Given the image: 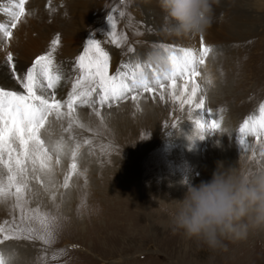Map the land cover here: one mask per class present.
Instances as JSON below:
<instances>
[{"label":"rangeland","instance_id":"rangeland-1","mask_svg":"<svg viewBox=\"0 0 264 264\" xmlns=\"http://www.w3.org/2000/svg\"><path fill=\"white\" fill-rule=\"evenodd\" d=\"M29 5L35 13L33 23L39 26L25 27V39L30 46H40L25 54L16 47L14 33L8 50L17 75H22L59 34L61 44L54 55L64 79L57 99H67L71 92L79 74L76 58L90 38L108 52L110 75L123 71L122 65L139 63L151 79L153 69L170 67L165 49L178 53L182 48L161 35L162 28L171 29L169 21H157L154 8L144 0H30ZM213 9L210 28L215 34L196 43L198 52L202 45L212 49L196 78L201 86L197 101L204 96L211 114L171 99L169 81L163 99L156 87L139 101L130 93L111 107L97 103L99 116L92 106H79L71 127L69 117L50 116L41 138L52 154L53 171L33 173L29 164L22 208L14 196L0 198V224L32 229L19 239L4 240L6 233H0V254L7 264H264V230L250 229L246 238L225 240L226 248L213 251L181 232L174 234L161 210L165 202L183 198L186 185L181 181H207L218 163L239 170L264 165V137L260 142L247 137V148L239 143L240 125L259 116L264 104V0H219ZM3 13L0 21L8 22ZM109 16L115 20L119 45L112 42ZM75 18L80 23L72 25ZM183 85L178 78L175 95ZM0 86L22 90L3 65ZM92 99L99 97L93 93ZM198 119L221 120V128L204 130L201 138L195 135L201 133ZM57 143L62 145L59 164L53 150ZM73 151L77 169L64 188ZM41 236L50 242L45 244Z\"/></svg>","mask_w":264,"mask_h":264},{"label":"snow or ice","instance_id":"snow-or-ice-1","mask_svg":"<svg viewBox=\"0 0 264 264\" xmlns=\"http://www.w3.org/2000/svg\"><path fill=\"white\" fill-rule=\"evenodd\" d=\"M29 2L30 0H9L10 6L0 9L8 15V22L0 21V53H5L0 57V65L7 69L8 75L22 88L20 91H13L0 86V168L7 173L5 177L3 172H0V198L14 196L17 201L16 206L22 208L24 193L28 189L29 164L33 173L53 171L50 163L52 154L41 138V131L45 129L50 116L58 120L64 116L69 117V127H71V121L75 119L74 114L79 106H92L99 116L100 112L95 108L97 103L100 106L107 104L111 107L113 103L127 100L130 93L133 101H139L144 93H155L156 87L161 90L159 95L163 99L165 82L169 81L171 82L169 87L172 89L169 92L171 99L180 101L182 105H194L195 109L211 114V109H205L204 96H200L197 101L201 86L196 79L201 75L198 67L205 63V58L212 51L209 46L202 45L199 52L191 47L180 48L178 53L166 48L165 50L169 52L170 67L159 72L153 69L152 78L149 79L139 63L134 67L128 64L122 65L123 71L118 69L115 74L110 75L108 52L101 47L97 39L90 38L83 52L76 58L75 67L79 70V74L72 84L71 92L67 99H57L56 90L64 79L63 73L55 64L54 54L61 44V37L57 34L51 40L49 49L37 55L24 74L17 75L13 53L8 49L13 40V30L35 14L34 10L27 7ZM108 20L112 27L110 32L112 42L119 45L121 38L116 34L115 20L112 16H109ZM178 78L184 80L183 90L179 96L175 95ZM208 82L211 83V80ZM189 84H191L190 92H188ZM93 93L99 97L98 101L92 99ZM186 93L187 98L184 99ZM65 107L66 113L63 111ZM196 126L201 130V138H203L204 130H219L221 120L198 119ZM249 136H255L257 142L264 137V104L259 107V116L248 117L239 127V143L245 148H247L246 138ZM53 150L57 153L56 163L59 164L62 145L55 144ZM72 155L73 163L65 177L64 188L69 186L68 181L77 169L76 152L73 151ZM34 178L39 180V176ZM13 189L15 191H12ZM6 225H8L7 221L0 224V233H6L4 240L19 239L21 234L32 231L19 226L6 227ZM27 238L32 237L28 235ZM39 238L44 240L45 244L50 242L44 236ZM0 264H7L3 254H0Z\"/></svg>","mask_w":264,"mask_h":264},{"label":"clouds","instance_id":"clouds-1","mask_svg":"<svg viewBox=\"0 0 264 264\" xmlns=\"http://www.w3.org/2000/svg\"><path fill=\"white\" fill-rule=\"evenodd\" d=\"M219 0H159L176 34L202 33L212 23ZM195 135H201L197 132ZM182 199L165 202L169 227L217 251L225 240L244 239L250 229L264 230V165L255 169L225 168L218 163L211 179L190 184ZM170 206V207H169ZM160 207V206H159Z\"/></svg>","mask_w":264,"mask_h":264},{"label":"bare ground","instance_id":"bare-ground-1","mask_svg":"<svg viewBox=\"0 0 264 264\" xmlns=\"http://www.w3.org/2000/svg\"><path fill=\"white\" fill-rule=\"evenodd\" d=\"M145 1V6H147L148 8L153 7L154 8V16L157 19V21H167L165 18V13L163 12V10L160 7L159 4V0H144ZM37 3V2H36ZM80 2L75 1V4H79ZM9 5V0H0V9L8 7ZM40 7L42 8L43 5H40ZM28 8L31 10V6L29 5ZM38 11V9H37ZM46 13V12H45ZM7 14V13H6ZM75 14V13H74ZM0 15H4L3 11H0ZM46 15V14H45ZM49 15V14H47ZM35 18V16H31L29 18H27V22H22L18 25V27L14 30L13 34L16 37L17 41H16V47L17 45L20 46L19 48H22V52L25 54H32V51L35 49V52L38 50V46H40L39 43H34L31 46L30 41L28 39H25V35L24 32L25 30L29 29V28H36L39 25H35L33 23V19ZM83 18V16H82ZM85 19V16H84ZM80 18L79 20L77 18L74 19V23L76 24L78 22V24L80 23ZM45 22V21H44ZM26 27V29L24 30V28ZM168 28H171L170 26ZM35 29V30H36ZM69 29V28H68ZM70 32V31H69ZM215 34V32H213V29L208 27L205 31H203L202 33H187V34H176L172 29H168V31H165L162 28V32L161 35L172 42H175L177 44H179L182 48L185 47H191L193 49H195L198 52V48H196V43L199 44L201 43L203 40H209V38H211V36ZM14 37V36H13ZM28 38H31L30 35L27 36ZM68 37V36H67ZM12 45V43H11ZM200 47V46H199Z\"/></svg>","mask_w":264,"mask_h":264}]
</instances>
